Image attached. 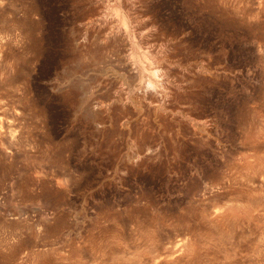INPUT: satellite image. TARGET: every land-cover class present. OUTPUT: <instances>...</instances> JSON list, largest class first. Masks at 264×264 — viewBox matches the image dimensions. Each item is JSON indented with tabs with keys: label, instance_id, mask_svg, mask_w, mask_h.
Wrapping results in <instances>:
<instances>
[{
	"label": "rangeland",
	"instance_id": "rangeland-1",
	"mask_svg": "<svg viewBox=\"0 0 264 264\" xmlns=\"http://www.w3.org/2000/svg\"><path fill=\"white\" fill-rule=\"evenodd\" d=\"M16 1L0 27L34 0ZM45 2L59 27L30 12L18 69L0 60V264H169L185 237L195 254L177 264H264V0L137 2L163 108L117 101L134 86L91 32L94 0ZM228 208L248 214L216 223Z\"/></svg>",
	"mask_w": 264,
	"mask_h": 264
},
{
	"label": "bare ground",
	"instance_id": "bare-ground-1",
	"mask_svg": "<svg viewBox=\"0 0 264 264\" xmlns=\"http://www.w3.org/2000/svg\"><path fill=\"white\" fill-rule=\"evenodd\" d=\"M109 1H111V0H94V2L96 3V7L94 5V7L96 8V13H94L96 15V17L95 18L92 17L93 20H90V22L93 21V23H91L89 25L91 26L90 29L92 28L91 32L94 31L93 34H95V39L97 40L98 44H100V50H101V48L102 49L104 47L106 48V46H108V45H111L113 47V52L110 55H107V57L109 58V64H110V60L113 62L112 65H113L114 69L113 68L112 69L114 71L115 70L121 71V73L128 76V78H130L129 81H131L133 83L132 86H134V87L131 88L133 90L130 89L131 91H129V92H127V90L126 91L124 90V89H126V87H123L124 89L121 87V85H123V84L116 86L118 88L113 91L114 96L116 97L117 101H119L122 105H125L128 103H133V102L135 103V102H139V101L141 102V101H145V100L151 101V98L153 95H150V94H154L155 99H153L154 98L153 97L152 98L153 101L156 100L158 103L156 105L160 108H163V106L169 100V98L171 96L170 95L171 92L169 90V87L167 86V84H168L167 79L168 78L166 77V74H164L163 68L160 65V63L158 65L159 66L158 70L157 69L155 70L149 66L150 63L152 65V62H153V64H155L156 61H158L159 57L156 58L155 56H157V55H155V53H152L150 51V49L148 48V46H147V50H144V48H143V50L137 49L141 43L146 42V35L145 36L140 35L139 39L136 40V39H134V36L133 37L131 36V33H130V29L134 25L133 23L139 17L135 13L136 12V5H137V2L139 0H112L114 4L108 3ZM167 1H169V0H167ZM2 3H3V0H0V7H1V5H3ZM33 3L31 2L32 5H28L26 7L19 4V3H16L19 5L17 7V10H19L20 15L18 16L16 13L12 14L11 18L9 19V24L7 25V27H0V60L5 61V62H9L11 64V66H13L15 68H16V65L19 64L18 63L19 57H20V53L22 51V50L20 51L21 47L26 42H27V45H29V47L31 46L29 41H30V38L32 35V30L34 27H32L33 25L31 26L26 22V19L30 18L29 17L30 12L34 13V15L37 16L38 20L45 21L42 23H46L47 21H49L48 19H50V24H51V26L53 25V27L58 25V22H59L56 17H55V19L52 17V21H51V16L53 15L52 13H54L55 8L57 6L56 7L55 6H53V7L49 6L48 9L46 7L45 8L47 10L46 11V10L42 9L45 6V3H46L45 0H34ZM14 4H15V1H14ZM146 10H148V9H146ZM15 12H17V11L15 10ZM34 15H32V16H34ZM112 16L114 18H112ZM42 26H44V28L46 29V24L42 25ZM57 27H59V25ZM49 28L50 27H48V29ZM50 29L52 30L53 28H50ZM56 30H57V28H56ZM44 32H42V33H44ZM52 32H54V31H52ZM55 33H56V38H55L56 40L54 42L52 41L51 45H54V46L55 45L56 46L64 45V43L62 44V42L64 41L63 39L66 37H64V35L61 34L60 32H55ZM132 33H134V32H132ZM40 34H41V32H40ZM44 34H42V35H44ZM47 34H48V31H47ZM41 37H40L41 40L44 39V41L49 38L48 37L45 39V38H43L44 36H41ZM86 39H87V37H83V40L86 41ZM6 40H9L11 42V47L9 49H8V47L6 48V45H5L7 43ZM48 41L46 40L45 42H48ZM32 42L34 43V41H32ZM66 42L67 41H65V43ZM49 43H50V41H49ZM39 44H37V45H39ZM27 45L25 44L24 47L26 48ZM51 45H49V46H51ZM132 48H134L135 50L137 49L138 51L134 52ZM46 49H47V46H46ZM46 49L44 51H46ZM53 49H55V48H53ZM151 49L153 50V48H151ZM59 50L56 51L57 56L56 55L55 56H56V58L58 57V59H61L64 57L63 56L64 54L61 53ZM66 50H67V48H66ZM47 51H48V49H47ZM47 51H46V53H47ZM91 51H92V49H91ZM51 52L52 51L50 49V53ZM88 52H89V50H88ZM101 53H102V51H101ZM42 54L44 55V53H42ZM93 54H95V55H90L88 53V55H89L88 57L91 61H94L98 56L96 54V52L95 53L93 52ZM45 56L46 55H44V57ZM160 57H161L160 59L164 58V56H160ZM46 58H44V60ZM48 58H49V56H48ZM50 58L48 59V61L50 60ZM54 59H55V57H54ZM53 62H51V63H53ZM55 62H56V59H55ZM59 62L60 61H58V63ZM3 65H6V67L9 66V64L7 65V63L3 64ZM108 66H110V65H108ZM155 66H153V67H155ZM16 69H18V68H16ZM144 76H146L147 78L146 77L144 78ZM120 80H122V79H120ZM164 80L167 83H165ZM144 83H145V86H144ZM148 88H152V89H150L152 92L154 89V92L149 93ZM96 105L98 107L103 106L100 101L98 103H96L94 106L90 102H87V101L85 102V106H86L85 108H88V110L92 113L94 112L93 109L95 108ZM46 116H47L46 118H48V114ZM257 135H258L257 133H254L253 135L250 134V137L252 136L256 139V138H258V137H256ZM246 206H250V204H246ZM247 210H248V208L244 209L243 212H239L235 208H228V209H225V210L220 211V212L215 211L213 219L216 223L219 224L226 219L230 220V219H235V217H240V215H241L240 213L247 215L248 214ZM245 215H241V216H245ZM194 239L195 238L192 239L191 237H185L184 239L180 240L177 244H175L171 248L170 252L165 257L163 256L165 262H167V263L170 262L169 264H177L179 261L178 259H180V258H177V256H179V255H186L189 257L190 256L193 257V255L195 254V250H196ZM33 258L34 257H32V259ZM39 261H41V262H39ZM39 261H36V262L38 264H47L46 261L43 259L39 260Z\"/></svg>",
	"mask_w": 264,
	"mask_h": 264
}]
</instances>
